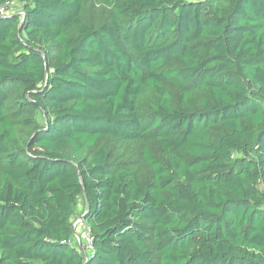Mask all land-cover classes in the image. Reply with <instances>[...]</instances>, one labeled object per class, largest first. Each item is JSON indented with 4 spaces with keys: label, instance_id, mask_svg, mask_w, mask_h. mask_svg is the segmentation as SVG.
<instances>
[{
    "label": "trees",
    "instance_id": "16d2710c",
    "mask_svg": "<svg viewBox=\"0 0 264 264\" xmlns=\"http://www.w3.org/2000/svg\"><path fill=\"white\" fill-rule=\"evenodd\" d=\"M18 1L0 264H264V0Z\"/></svg>",
    "mask_w": 264,
    "mask_h": 264
},
{
    "label": "built area",
    "instance_id": "2783aa9c",
    "mask_svg": "<svg viewBox=\"0 0 264 264\" xmlns=\"http://www.w3.org/2000/svg\"><path fill=\"white\" fill-rule=\"evenodd\" d=\"M13 15H19L21 17L20 19H22V5L18 0H11L4 5H0V17H11ZM73 229L75 232L73 243H75L79 249L82 247L85 253L86 251L90 252L92 250V237L90 236L88 227L85 226L80 217L74 220ZM79 234L83 237V241Z\"/></svg>",
    "mask_w": 264,
    "mask_h": 264
},
{
    "label": "water",
    "instance_id": "95a60500",
    "mask_svg": "<svg viewBox=\"0 0 264 264\" xmlns=\"http://www.w3.org/2000/svg\"><path fill=\"white\" fill-rule=\"evenodd\" d=\"M15 16H16V15H15ZM23 21H24V18L22 19L21 24H20V26H19V28H18V33H20L21 25H22ZM39 53H40V52H39ZM40 54L42 55V53H40ZM84 199H85V194H84ZM87 212H88V211L86 210L85 213L80 217V219L83 220V219L85 218V214H86ZM80 250L82 251V253H83V257H84V259H85V261H86V253H85V251L83 250L82 247H80Z\"/></svg>",
    "mask_w": 264,
    "mask_h": 264
},
{
    "label": "rangeland",
    "instance_id": "374dc122",
    "mask_svg": "<svg viewBox=\"0 0 264 264\" xmlns=\"http://www.w3.org/2000/svg\"><path fill=\"white\" fill-rule=\"evenodd\" d=\"M16 16L20 17L19 15H16ZM38 119L41 121L40 116H38ZM80 213H81V203L78 205V208L76 210V216H78ZM80 238H82L81 240L83 241V237H80Z\"/></svg>",
    "mask_w": 264,
    "mask_h": 264
},
{
    "label": "crops",
    "instance_id": "0c3cea01",
    "mask_svg": "<svg viewBox=\"0 0 264 264\" xmlns=\"http://www.w3.org/2000/svg\"><path fill=\"white\" fill-rule=\"evenodd\" d=\"M81 217V216H80Z\"/></svg>",
    "mask_w": 264,
    "mask_h": 264
}]
</instances>
